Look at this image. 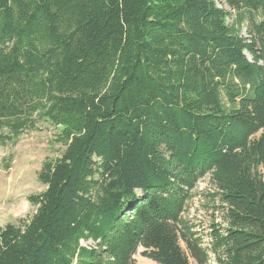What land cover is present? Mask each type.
<instances>
[{"label":"trees","instance_id":"trees-1","mask_svg":"<svg viewBox=\"0 0 264 264\" xmlns=\"http://www.w3.org/2000/svg\"><path fill=\"white\" fill-rule=\"evenodd\" d=\"M222 1L0 0V131L65 147L0 264H264V0ZM206 178L205 238L184 214Z\"/></svg>","mask_w":264,"mask_h":264},{"label":"rangeland","instance_id":"rangeland-1","mask_svg":"<svg viewBox=\"0 0 264 264\" xmlns=\"http://www.w3.org/2000/svg\"><path fill=\"white\" fill-rule=\"evenodd\" d=\"M220 7L225 3L215 0ZM226 10L231 11L225 4ZM231 19L236 20L237 14L231 12ZM247 23L245 22L242 36L248 38ZM61 130L55 126L41 122L35 130L26 131L18 138L8 139L13 135L8 129L0 131V228L9 224L22 227L37 211L29 203L31 196L44 193L47 187L39 180V174L46 162L55 161L62 157L65 147L58 143ZM215 187L210 178L202 180L193 192L184 218L195 226V230L205 238L212 230L213 224L226 227L225 215L218 200L212 198ZM140 195L141 193L138 192ZM207 242V241H206ZM84 247L97 249L93 241L82 242ZM205 243L204 246H207ZM185 249V246L183 245ZM145 252L139 248L134 260L137 264H157L142 256ZM191 264H196L191 260ZM209 264H217L211 257Z\"/></svg>","mask_w":264,"mask_h":264},{"label":"water","instance_id":"water-1","mask_svg":"<svg viewBox=\"0 0 264 264\" xmlns=\"http://www.w3.org/2000/svg\"><path fill=\"white\" fill-rule=\"evenodd\" d=\"M116 186H117V181L116 180H113V181L109 182L108 185H107V189H108L109 193L112 194L114 192V190L116 189Z\"/></svg>","mask_w":264,"mask_h":264}]
</instances>
